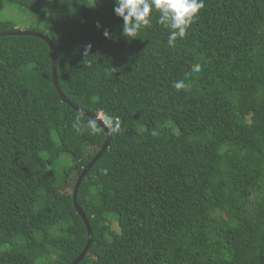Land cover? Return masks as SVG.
Here are the masks:
<instances>
[{"label":"trees","instance_id":"obj_1","mask_svg":"<svg viewBox=\"0 0 264 264\" xmlns=\"http://www.w3.org/2000/svg\"><path fill=\"white\" fill-rule=\"evenodd\" d=\"M113 7L0 0V33L46 35L62 94L120 122L77 189L91 243L76 264H264V0H205L173 47L159 12L127 38ZM88 120L56 92L46 42L0 36V264H69L84 248L72 192L106 138Z\"/></svg>","mask_w":264,"mask_h":264},{"label":"clouds","instance_id":"obj_2","mask_svg":"<svg viewBox=\"0 0 264 264\" xmlns=\"http://www.w3.org/2000/svg\"><path fill=\"white\" fill-rule=\"evenodd\" d=\"M204 4L205 0H114L113 12L122 19V33L127 38H136L141 28L151 27L152 12L154 10L159 12L158 23L170 30L167 43L169 47H173L177 38L183 39L185 37L193 19L204 7ZM96 26L101 27L99 21H97ZM102 35L105 38H110L109 30L105 28ZM86 47L90 48L91 45ZM201 70L199 64L191 67V71L195 73H199ZM173 86L177 90L190 91V85H187L183 80L174 82ZM75 119L79 122L80 117L77 116ZM105 121L110 132L118 133L120 131L119 120H113V118L106 116ZM87 128L92 135L101 131L95 119L87 121ZM106 171L101 169L104 174Z\"/></svg>","mask_w":264,"mask_h":264},{"label":"water","instance_id":"obj_3","mask_svg":"<svg viewBox=\"0 0 264 264\" xmlns=\"http://www.w3.org/2000/svg\"><path fill=\"white\" fill-rule=\"evenodd\" d=\"M4 35H30V36L38 37V38L42 39L44 42H46V44L49 46V50H50L52 82H53L54 88H55L56 92L58 93V95L60 96L61 100L63 102H65L66 104H68L71 108H73L77 112H79V113H81V114H83V115H85L91 119H95L97 124L102 128V130H104V132L106 134V138L103 141V143H102L101 147L99 148V150L97 151V153L93 156V158L89 161V163L83 168V170L79 174V176L75 182L73 192H72V199H73L74 207L76 209L77 214H79V216L83 220V222L86 226V229H87V233H88V240H87L84 248L82 249L80 254L71 263H69V264H76L86 254V252L89 248V245L91 243V229H90L88 220L86 219L82 209L80 208V206L78 205V203L76 201L77 189H78V186H79L80 181L83 178V176L87 173V171L93 166V164L96 162V160L104 153V151L108 147L110 137H111V132L108 130V127L106 126L105 122L103 121V119L100 116L94 115L91 112L86 111V110L74 105L60 91L58 83H57V78H56V54H55L54 44L52 43L50 38H48L46 35H44L42 33L35 32L32 30H28V29H18V30H14V31H7V32H1L0 33V36H4Z\"/></svg>","mask_w":264,"mask_h":264},{"label":"rangeland","instance_id":"obj_4","mask_svg":"<svg viewBox=\"0 0 264 264\" xmlns=\"http://www.w3.org/2000/svg\"><path fill=\"white\" fill-rule=\"evenodd\" d=\"M1 10L7 17L14 18L18 22H24L25 24L28 23L27 20L33 22L32 18L26 12H22L19 8L14 5H2ZM17 26L18 28L22 29L27 27V25L24 24H18ZM113 227L115 228L116 225H113Z\"/></svg>","mask_w":264,"mask_h":264}]
</instances>
